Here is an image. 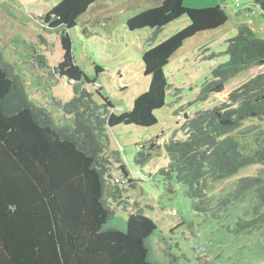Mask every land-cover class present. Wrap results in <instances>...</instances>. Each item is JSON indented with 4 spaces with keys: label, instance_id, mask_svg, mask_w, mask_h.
Segmentation results:
<instances>
[{
    "label": "trees",
    "instance_id": "trees-1",
    "mask_svg": "<svg viewBox=\"0 0 264 264\" xmlns=\"http://www.w3.org/2000/svg\"><path fill=\"white\" fill-rule=\"evenodd\" d=\"M96 1L60 0L40 17L47 28L60 29L61 59L51 66V78L64 79L71 86L70 100L55 101L70 116L69 125H55L45 109L28 99L12 66L0 55V264H159L149 259L146 245L157 225L142 210L130 212L121 227L108 226L116 212L106 201L109 195L116 197L115 175L123 180L119 184L131 183L132 178L119 152L109 150L107 130L118 124H156L155 111L165 105L170 88L164 68L172 56L199 33L223 27L229 17L226 6L192 8L184 6L183 0H163L128 18L129 30L150 29L145 39L148 48L141 54L143 75L150 82L130 110L115 113L96 79H89L74 59L70 30ZM184 16L187 26L155 44L166 25ZM225 43L227 61L211 69L195 99L183 107L218 93L226 100L197 110L192 117L183 112L187 121L181 127L186 136L174 135L163 144L168 163L162 172L186 186L196 212L212 217L215 209L226 210L230 201L226 195L209 196L214 182L246 166L264 167V146L243 154L235 140V135L253 130L254 126L244 125L247 120L264 117V38L239 26ZM44 58L37 57L41 62ZM258 66L263 71L256 72ZM245 71L247 81L233 89L226 87ZM95 72H100L98 66ZM89 84L94 90L86 87ZM156 138L147 150L160 147ZM149 156L141 151L136 162L142 166ZM112 160L119 162L118 167ZM114 168L119 169L117 174ZM235 185L232 199L243 201L252 190L258 194L251 210L238 219L239 231L264 226V179L244 176ZM193 249L209 256V251L202 252L204 247Z\"/></svg>",
    "mask_w": 264,
    "mask_h": 264
},
{
    "label": "rangeland",
    "instance_id": "rangeland-1",
    "mask_svg": "<svg viewBox=\"0 0 264 264\" xmlns=\"http://www.w3.org/2000/svg\"><path fill=\"white\" fill-rule=\"evenodd\" d=\"M59 1L0 0L1 58L12 66L28 99L45 109L57 126L69 125L70 120L66 118L70 116L58 109L55 101H68L73 93L67 81L54 82L51 78V66L61 59L60 29L47 28L40 17ZM162 1L97 0L70 30L75 63L89 79H96L101 94L113 104L115 113L130 110L134 98L146 91L150 82V77L143 75L141 61L142 52L148 48L145 39L150 29L129 30L126 21ZM217 4L226 6L228 22L220 29L199 33L185 42L164 68L170 88L165 93V105L155 111L158 122L148 127L118 124L107 130L109 150L119 152L132 178L127 184L115 182L116 197L109 194L106 197L108 205L116 211L108 226L121 227L130 212L142 210L157 225L146 245L149 259L159 264H264V226L242 232L237 225L238 219L244 218V213L256 203L258 194L252 190L243 201L232 199L230 195L240 177L258 175L264 179V167L246 166L235 175L214 182L215 191L211 189L209 196L226 195L230 199L226 210L220 213L214 210V217L196 212L192 199L186 195V186L175 176L167 177L162 172L168 163L163 144L174 135L186 136L181 127L187 121L183 112L192 117L195 111L226 100V95L218 93L204 102L196 101L183 107L195 99L211 69L227 61L225 40L234 36L239 26H247L264 38V0H183L184 6L192 8ZM188 23L186 16L169 23L155 44ZM41 56L46 57L44 62L48 66L37 59ZM95 66L100 69L98 74ZM261 71L263 66H258L256 72ZM248 78L249 73L242 72L230 79L226 87L236 88ZM86 87L94 90L90 84ZM244 125L254 128L249 133L235 135V140L241 153L253 154L264 146V117L247 120ZM156 135L155 144L160 147L147 150ZM141 151L150 156L139 166L136 157ZM111 162L118 167V161ZM114 170V174L119 172L118 168ZM249 215L246 219L251 218ZM194 247H204L202 252L209 251V256L198 255ZM198 256H202L200 262Z\"/></svg>",
    "mask_w": 264,
    "mask_h": 264
},
{
    "label": "built area",
    "instance_id": "built-area-1",
    "mask_svg": "<svg viewBox=\"0 0 264 264\" xmlns=\"http://www.w3.org/2000/svg\"><path fill=\"white\" fill-rule=\"evenodd\" d=\"M114 181H115V182H123V180L120 179L119 177H116V178L114 179Z\"/></svg>",
    "mask_w": 264,
    "mask_h": 264
}]
</instances>
